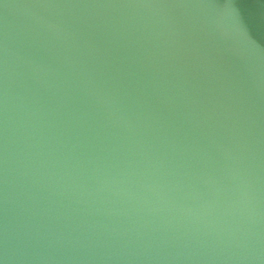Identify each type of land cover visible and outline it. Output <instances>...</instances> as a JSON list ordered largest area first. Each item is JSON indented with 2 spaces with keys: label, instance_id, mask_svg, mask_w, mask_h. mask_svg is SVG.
I'll return each instance as SVG.
<instances>
[{
  "label": "water",
  "instance_id": "obj_1",
  "mask_svg": "<svg viewBox=\"0 0 264 264\" xmlns=\"http://www.w3.org/2000/svg\"><path fill=\"white\" fill-rule=\"evenodd\" d=\"M0 264H264V0H0Z\"/></svg>",
  "mask_w": 264,
  "mask_h": 264
}]
</instances>
